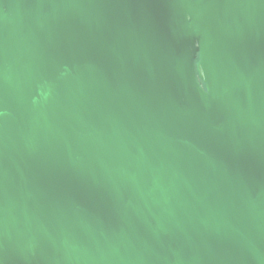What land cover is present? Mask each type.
Masks as SVG:
<instances>
[{"label": "water", "instance_id": "95a60500", "mask_svg": "<svg viewBox=\"0 0 264 264\" xmlns=\"http://www.w3.org/2000/svg\"><path fill=\"white\" fill-rule=\"evenodd\" d=\"M0 264H264V0H0Z\"/></svg>", "mask_w": 264, "mask_h": 264}]
</instances>
